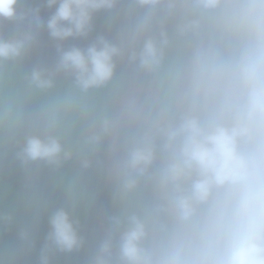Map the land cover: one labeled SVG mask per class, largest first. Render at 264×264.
<instances>
[{"label": "clouds", "instance_id": "1", "mask_svg": "<svg viewBox=\"0 0 264 264\" xmlns=\"http://www.w3.org/2000/svg\"><path fill=\"white\" fill-rule=\"evenodd\" d=\"M121 3L0 0V24L13 25L10 34L0 32V63L23 58L46 32L57 42V57L50 67L31 68L36 88L54 87L61 74L82 92L103 88L125 58L156 71L169 44L166 31L133 49L102 32L86 46H65L87 38L96 15ZM133 6L144 10L145 21L163 8L178 18L179 33L207 39L184 64L175 104L123 148L112 143L123 152L114 169L119 207L89 264H264V0H133ZM109 130L105 122L91 142L102 144ZM17 155L24 165L58 166L72 153L46 132L26 135ZM81 166L91 161L83 157ZM48 223L37 264L84 247L79 221L67 208L53 210ZM32 232L21 229L25 244L33 243Z\"/></svg>", "mask_w": 264, "mask_h": 264}, {"label": "rangeland", "instance_id": "2", "mask_svg": "<svg viewBox=\"0 0 264 264\" xmlns=\"http://www.w3.org/2000/svg\"><path fill=\"white\" fill-rule=\"evenodd\" d=\"M42 14L47 13L44 11ZM143 14V9L133 6V0H122L112 13L96 15L95 31L87 38H72L64 43L65 46L77 44L83 47L96 32H102L113 39L123 38L125 47L130 49L132 44H140L145 36L166 31L169 44L165 48L164 60L154 71V78L145 86L137 82L138 68L125 58L117 62L113 81L103 88L82 92L75 87L70 77L63 74L57 76L54 87L36 88L28 79L31 68L37 64L50 67L57 57V42L46 32L40 33L23 64L15 61L0 63V131L21 125L26 102H36L43 108L56 129L57 136L72 153L70 159L59 165L56 185L66 192L72 215L79 221L87 247L93 251L107 233L101 196L115 177L114 169L123 158L120 149L113 150L112 147L113 142L120 146L119 128L131 122H142L150 126L162 115L166 106L175 104L184 64L196 46L193 33H179L176 30L178 18L169 15L163 8L146 21ZM5 30L6 22H3L0 24V32L5 34ZM129 99L136 100L135 108L127 106ZM105 122L110 125L109 133L104 136L102 144L95 145L91 142V137L101 130ZM4 143L0 140L2 153H5ZM83 157L91 161L90 167L81 166ZM89 168H98L102 173V180L94 189L84 183V173ZM17 199L19 200V192L0 178V220L17 214L16 211H9L15 202L18 205ZM29 201L32 207L33 204L38 205L35 198ZM26 207L23 204L24 210ZM24 210L22 217L29 215V211ZM43 215H36L35 218L44 220ZM37 219L33 224L24 221L27 222L25 227L32 228L33 239L43 236L39 234L49 229V224L42 223L43 220L38 222ZM0 261L3 264H13L12 243L9 240H0Z\"/></svg>", "mask_w": 264, "mask_h": 264}, {"label": "trees", "instance_id": "3", "mask_svg": "<svg viewBox=\"0 0 264 264\" xmlns=\"http://www.w3.org/2000/svg\"><path fill=\"white\" fill-rule=\"evenodd\" d=\"M26 6L25 4L21 5V7ZM5 22V35H8L13 25L11 22ZM192 33L196 45L207 39L204 33ZM139 45V43H134L130 46V49L138 48ZM26 60L27 55L16 60L15 63L21 65ZM134 65L136 66V64ZM154 76V72H147L138 68L137 82L145 86ZM148 127V124L142 122H131L120 127L118 130L120 147L123 148V146L140 137ZM46 132L57 135V131L51 125L45 111L36 102L25 103L21 125L13 129L0 131V135H2V139L0 140L5 142V153H2V151L0 152V178L19 192V200L17 199L18 205L16 206L17 202H15L9 209V211H13L14 213L16 211L17 214L15 216H10L11 219L0 220V240L11 241L13 264H37L38 262L39 251L48 230L43 234H39L43 236L34 238L31 245L25 244L20 238V232L21 229L25 228L27 222H30V224L37 222V218H35L36 215L39 216L43 213V218L45 219H42L43 221L37 219L38 222L42 221V223L49 224V216L57 207H65L72 214V208L67 201L68 196L66 192L56 185L59 165H49L42 161L24 165L20 162L17 155L26 135L36 133L43 134ZM120 153L123 155L121 149ZM101 180L102 173L98 168H89L84 173V183L91 189L96 188ZM26 195L31 196L25 199L24 197ZM101 197L105 216L104 224L108 231L109 218L118 211L119 207V202L116 198L115 177L105 187ZM31 198H35L38 205L34 206L33 204V207L32 205L30 206L31 201L29 200ZM23 204L27 206L26 210L23 209ZM23 210L29 211V215H23L22 217ZM24 221L27 222L25 223ZM83 236L85 238V245L81 250L71 253L57 252L52 257V264H89L94 251L87 247L86 237L85 235Z\"/></svg>", "mask_w": 264, "mask_h": 264}, {"label": "crops", "instance_id": "4", "mask_svg": "<svg viewBox=\"0 0 264 264\" xmlns=\"http://www.w3.org/2000/svg\"><path fill=\"white\" fill-rule=\"evenodd\" d=\"M9 217V216H8Z\"/></svg>", "mask_w": 264, "mask_h": 264}]
</instances>
